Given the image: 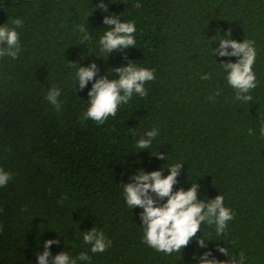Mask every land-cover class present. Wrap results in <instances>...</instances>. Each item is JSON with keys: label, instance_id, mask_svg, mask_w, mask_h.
Instances as JSON below:
<instances>
[{"label": "trees", "instance_id": "16d2710c", "mask_svg": "<svg viewBox=\"0 0 264 264\" xmlns=\"http://www.w3.org/2000/svg\"><path fill=\"white\" fill-rule=\"evenodd\" d=\"M100 2L0 0V26L24 21L19 57H0V167L12 173L0 188V264H38L45 241L56 239L52 256L88 253L77 264H199L194 256L209 250L229 260L217 245L237 257L243 251L246 264H264V0H103L106 12L96 8ZM112 14L135 22L136 45L108 55L99 39ZM78 26L91 40L80 42ZM228 31L237 42L255 41L249 103L235 99L220 65L238 58L212 53ZM129 61L155 70L147 96L134 94L102 125L82 121L92 82L79 89L78 66L95 63L96 78L118 79L110 69ZM204 73L211 79L202 80ZM51 85L61 89L60 111L45 99ZM152 128L159 135L150 149H137ZM177 163L174 191L197 183L198 199L223 195L235 216L223 236L202 224L198 237L209 239L207 248L193 239L165 255L143 242V210L127 206L122 186L139 170L163 168L167 176ZM94 227L111 240L104 253L83 242L82 232Z\"/></svg>", "mask_w": 264, "mask_h": 264}, {"label": "clouds", "instance_id": "9594fccd", "mask_svg": "<svg viewBox=\"0 0 264 264\" xmlns=\"http://www.w3.org/2000/svg\"><path fill=\"white\" fill-rule=\"evenodd\" d=\"M96 8L107 11L103 0L97 4ZM23 23L22 18H16L11 21L14 27H9L7 24L0 26V57L7 56L12 59L19 57L22 49L20 33L17 29L22 28ZM103 24L107 26V30L99 39L101 51L109 55L135 47L137 27L134 21L121 22L119 16L112 14L104 17ZM78 31L81 34L80 42L85 43L91 40L84 26H78ZM230 36L231 32L228 31L224 37L217 39L218 47L212 48V53L214 56L238 58L236 62L228 61L220 65L226 73L227 84L235 91V99L249 103L253 99L250 93L257 87V77L253 70L257 57L255 41L244 39L243 42H237L230 39ZM110 70L111 73L118 74V79H108L107 76L96 78L99 69L95 63L87 67L78 66L75 80L79 89L83 90L89 82H92V87L88 92V107L82 114V121L92 120L98 125L104 124L109 117H115L119 107L128 104L134 94L141 97L147 96L145 84L156 79L154 69L138 67L130 61L126 66ZM201 79H211V73H204ZM219 94L217 90L215 96ZM60 96L61 89L56 85H51L45 96L47 102L54 106L56 111L61 110ZM215 96L210 95L208 99L214 100ZM247 134L255 136L256 132L249 128ZM158 135V128L145 131L144 135L137 140L136 148L150 149L153 140ZM259 135L264 138V123L261 124ZM153 155L161 160L167 159V156L162 153L156 152ZM182 165L177 163L167 167L169 169L167 176L163 175V168L151 172L139 170L130 177L131 182L122 186L127 206L130 209L139 207L143 210L140 213L143 242L165 255L181 253L182 249L193 239L197 241L200 248H207L209 239L198 237L202 224L214 229L216 236H223L229 222L235 216V213L225 206L223 195H217L211 200L198 199L199 185L197 183H193L187 190L180 188L174 191ZM11 179L12 173L0 167V188L6 187ZM161 201L164 202L161 203ZM82 233L83 242L90 245V251L93 254L104 253L111 247V240L96 227ZM59 242V239L45 241L44 251L37 254L38 264H50V257L51 264H77V260L85 262L90 260L87 252H81L75 259L70 257L66 251L52 256L50 248ZM217 251L228 256L229 260L217 259L210 250L199 257L194 256V259L198 260L199 264H246L248 259L243 251L238 253V257L228 248L219 245H217Z\"/></svg>", "mask_w": 264, "mask_h": 264}]
</instances>
